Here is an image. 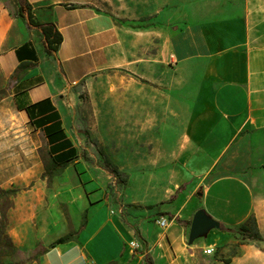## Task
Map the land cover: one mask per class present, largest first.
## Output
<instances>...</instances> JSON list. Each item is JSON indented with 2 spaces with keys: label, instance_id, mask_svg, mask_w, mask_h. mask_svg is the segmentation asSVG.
Wrapping results in <instances>:
<instances>
[{
  "label": "crops",
  "instance_id": "0c3cea01",
  "mask_svg": "<svg viewBox=\"0 0 264 264\" xmlns=\"http://www.w3.org/2000/svg\"><path fill=\"white\" fill-rule=\"evenodd\" d=\"M27 1L35 19L55 23L62 42L48 55L41 31L0 6V71L31 141L63 168L10 183L20 189L7 232L20 250L36 254L24 264H148L146 255L154 264H264L263 240L224 230L253 216L264 237V0H172L178 10L168 23L180 26L153 32L167 63L197 83L185 134L202 165L194 191L175 189L154 210L123 214L109 210L92 162L80 155L69 90L146 83L149 30L119 25L101 9L115 0ZM121 69L130 77L111 82ZM197 210L216 225L189 241ZM160 217L172 219L163 230ZM68 233L71 239L52 244Z\"/></svg>",
  "mask_w": 264,
  "mask_h": 264
},
{
  "label": "rangeland",
  "instance_id": "374dc122",
  "mask_svg": "<svg viewBox=\"0 0 264 264\" xmlns=\"http://www.w3.org/2000/svg\"><path fill=\"white\" fill-rule=\"evenodd\" d=\"M0 6L12 18L23 19L17 14V0H0ZM100 6L104 12L116 14L119 25L148 28L143 43L150 59L148 76L143 78L146 83L75 84L69 90L72 128L81 157L92 162L109 210L120 214L128 209L154 210L172 190L194 191L193 179L202 165L185 134L197 83L167 63V52L162 57V43L153 32L180 26L168 23L178 9L172 0L102 1ZM130 74L121 69L111 82L128 79ZM9 92L10 82L0 71V186L17 192L20 187L11 181L38 176L50 164V157L42 143L31 141L30 129L13 108ZM105 157L117 168V175L106 170ZM246 227L247 231L236 228L233 234L245 241L259 240L251 237L255 233L262 237L253 216L246 220ZM205 236L204 232L197 239ZM35 256L20 250L15 259L24 264Z\"/></svg>",
  "mask_w": 264,
  "mask_h": 264
},
{
  "label": "trees",
  "instance_id": "16d2710c",
  "mask_svg": "<svg viewBox=\"0 0 264 264\" xmlns=\"http://www.w3.org/2000/svg\"><path fill=\"white\" fill-rule=\"evenodd\" d=\"M18 10L17 14L26 19L30 26L38 28L44 39L45 51L48 55H52L53 52L57 51L60 43L62 42V34L58 30L57 26L52 21H39L35 19L33 14L32 4L27 0H17ZM21 66H18L10 75L11 80H15L17 74L20 71ZM106 170L111 174L117 175L118 170L112 166L109 160L105 157ZM63 168L62 164L57 163L54 159L50 158V164L45 167L42 175L51 176L56 174ZM16 189H5L0 186V264H18L19 262L15 259L16 255L20 250L13 244L11 238L6 232L8 224L7 211L13 206V197L15 196ZM237 228L240 231H247L246 221L240 224ZM224 230L234 233L235 229L225 228ZM72 233H68L62 237L57 238L52 244L64 242L71 239ZM254 239L264 240L258 233L251 236ZM36 255V254H35ZM148 264H154L149 256H145Z\"/></svg>",
  "mask_w": 264,
  "mask_h": 264
},
{
  "label": "water",
  "instance_id": "95a60500",
  "mask_svg": "<svg viewBox=\"0 0 264 264\" xmlns=\"http://www.w3.org/2000/svg\"><path fill=\"white\" fill-rule=\"evenodd\" d=\"M215 225L216 223L213 219L207 217L202 210H197L191 220L189 241H192Z\"/></svg>",
  "mask_w": 264,
  "mask_h": 264
},
{
  "label": "built area",
  "instance_id": "2783aa9c",
  "mask_svg": "<svg viewBox=\"0 0 264 264\" xmlns=\"http://www.w3.org/2000/svg\"><path fill=\"white\" fill-rule=\"evenodd\" d=\"M172 219H167L166 217H160L158 220H157V223L158 225L160 226V228L163 230L164 228H166L169 224V222L171 221ZM132 246H136V242H131L130 243ZM213 250L212 247H207L206 249L203 250L204 253H211Z\"/></svg>",
  "mask_w": 264,
  "mask_h": 264
}]
</instances>
